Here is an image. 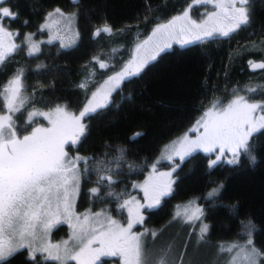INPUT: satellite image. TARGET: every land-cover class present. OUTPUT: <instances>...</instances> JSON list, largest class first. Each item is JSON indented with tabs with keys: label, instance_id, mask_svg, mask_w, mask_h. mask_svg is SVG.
<instances>
[{
	"label": "trees",
	"instance_id": "obj_1",
	"mask_svg": "<svg viewBox=\"0 0 264 264\" xmlns=\"http://www.w3.org/2000/svg\"><path fill=\"white\" fill-rule=\"evenodd\" d=\"M190 1L9 0L6 6L12 7L18 17L6 25L21 36L31 34L35 41L48 36L46 29L40 30L41 25L56 8L74 18L78 33L72 48L44 44L38 54L18 56L0 68V86L18 69L24 72L28 102L16 116L20 134H27L34 126L27 121V109L32 106L51 110L62 105L70 112H79L88 98L80 88L86 66L98 65L93 57L109 63L101 72L104 78L126 61L124 55L129 53L134 35L147 34L155 24L183 11ZM249 9V25L226 37L219 35L171 47L140 74L127 79L105 107L84 117V135L72 151L103 163L90 161L87 171L81 164L78 212L104 211L126 226L128 211L121 205L134 195L142 197L135 184L146 177L164 147L184 135L212 102L223 103L242 95L252 102L264 103V69H253L249 64L264 63L263 52L244 50L251 49L250 45H263L260 49H264V0H251ZM105 24L113 34L94 36L95 30ZM249 143L256 156L254 163L241 153L236 164H229L223 156L209 167L217 156L197 152L183 161L160 165L171 173L167 177L174 180L173 189L156 208L144 209L143 224L133 229L136 233L145 228L158 232L154 241L150 233L145 237L156 257L161 249L171 246L166 261L175 259L176 264H181L183 256V264H226L228 252H219V245L245 244L249 237L241 225L248 221L254 225L251 238L255 247L264 251V129L254 134ZM121 148L125 150L122 156ZM101 175H111L112 183L101 181ZM92 188H98V193L94 195ZM213 188H219V194L210 199L208 193ZM191 201L204 210L201 219L209 226L203 240L199 239L200 220L185 223L173 219L178 208ZM68 234L67 226L62 225L53 236L59 239ZM118 263L117 257H104L98 264ZM3 264L54 263L41 256L33 261L28 250L22 249Z\"/></svg>",
	"mask_w": 264,
	"mask_h": 264
},
{
	"label": "snow or ice",
	"instance_id": "obj_2",
	"mask_svg": "<svg viewBox=\"0 0 264 264\" xmlns=\"http://www.w3.org/2000/svg\"><path fill=\"white\" fill-rule=\"evenodd\" d=\"M76 0H74V3ZM204 3H214V11L210 12L207 19L197 24L192 21L188 12L182 16L173 17L166 24H158L152 35L136 48L135 56L129 64L119 73L109 77L105 82L104 90L93 93L92 98L84 109L75 115L66 110L65 106L57 105L49 112L32 111L28 113V123H33V117L40 115L48 121L49 127H33L27 134H20L16 127L15 113L20 112L26 103L24 96V84L22 69L17 72L2 86H0V100L7 113L0 114V264L7 261L20 249H29L30 259L37 260L36 252L46 253V260L58 262V264H98L101 257L120 258L121 264H176L175 259L166 261L165 257L171 252L161 249L160 255L151 251V246L144 239L150 233L154 241L158 235L156 230L144 229L143 232H133L136 224H143L144 217L139 209L141 207L152 208L160 203V197L171 192L172 181L165 183H153L152 177L144 182L142 187L145 193L146 205H136V211L129 208V220L126 226L111 218L100 217L102 213L76 214L74 211V196L79 190L80 166L88 170L89 162L102 164V161L92 160L90 157L76 155L69 157L65 151V145L70 141L75 145L84 135L86 125L81 121L93 113L97 108L105 107L111 92L119 87L120 82L129 75H138L150 60H155L165 49L171 47V41L187 44L195 40H203L214 34L229 36L242 26H247L252 21V13L249 9L250 0H203ZM9 0H0V68L18 49L14 42L15 36L5 24L16 20L18 13L8 5ZM59 16L65 19V13L60 8L49 12L41 31L51 29L52 17ZM26 23V22H25ZM197 31H193V30ZM101 33L113 34V29L105 24L95 30L94 36ZM191 33L192 36L186 35ZM52 38H55L53 36ZM28 43V55H34L40 51L38 43L32 40V35L25 37ZM51 43V39L48 41ZM63 46V45H62ZM100 68H106L107 64L93 57ZM253 69H264V63L249 61ZM86 87L85 84L80 85ZM255 91V89H249ZM260 112L257 115V112ZM264 129V103H255L246 99L245 96L236 95L226 106L220 102H214L203 115L196 120L190 129L196 133L194 139H190L186 133L171 144L166 145L162 156L169 152L179 156L181 160L191 155L196 149H202L211 153L219 149V155L211 161L209 167L214 166L225 153L232 154L227 162L236 164L239 162L241 153H244L254 163L253 146L249 143L252 134ZM141 133H136V136ZM135 139V136L133 137ZM121 148V156L124 153ZM172 155H167L171 160ZM159 163V161H157ZM155 171V165H153ZM175 171V168H173ZM162 176H171V173H161ZM101 181L107 180L112 183L111 175H101ZM95 195L98 188H92ZM219 194V188H213L208 197L211 199ZM131 203L125 200L121 207ZM189 202L184 208L192 207ZM204 210L195 207L191 215L177 211L173 219L182 218L185 223L201 221L199 239L203 240L209 226L203 223ZM73 220L75 221L73 223ZM61 221L69 224L72 234L68 240L52 244L47 240L51 229ZM247 233L248 239L245 244L237 242L219 245V252L232 253L230 264H237V258L243 253L246 264H264V251L257 249L251 238L254 225L251 221L241 225ZM162 231V230H161ZM40 240L39 245L36 244ZM183 264V256L180 257Z\"/></svg>",
	"mask_w": 264,
	"mask_h": 264
},
{
	"label": "rangeland",
	"instance_id": "obj_3",
	"mask_svg": "<svg viewBox=\"0 0 264 264\" xmlns=\"http://www.w3.org/2000/svg\"><path fill=\"white\" fill-rule=\"evenodd\" d=\"M199 3H204L203 2V0H195L194 2H191L187 7H186V9L183 11V12H181V13H179L178 15H175V16H173V17H176V16H182L183 14H184V12L185 11H187L188 12V16H189V18L192 20V21H195L197 24H200V23H202L204 20H206L207 19V17L205 18V15H203V16H200V17H196V16H194L193 14H192V6L194 5V4H199ZM190 9H191V15H190ZM65 16H67V15H65ZM67 17H70V19H65V18H63V17H59V16H54V17H52V19H51V21H50V23L52 24V27H51V29H48V28H45L46 29V31L49 33V35L48 36H46V37H44V38H42V39H40V40H34V39H32L34 42H36V43H38V45H39V48H40V50H41V47H42V45H44V44H53V43H59L60 44V46L62 47V48H64V49H69V48H72V47H74L76 44H77V41H78V33H77V28H76V23H75V20H74V18L72 17V16H67ZM173 17H171V18H169L168 20H166V21H162V22H160V23H157V24H155L150 30H149V32L147 33V34H141V35H134V38H133V40H132V42H133V45L128 49V51H129V53L127 52V53H125V55H124V58L126 59V61L122 64V66H120V68L119 69H116V70H114V71H112V72H110L109 74H107L104 78L101 76V72H103V71H105V69L106 68H104V69H102V68H100V66H99V64L97 65V64H89V65H87L86 66V70H85V76H84V79H83V81H82V83L81 84H85L86 85V87H84V88H82L84 91H86V94H88V98H87V101H86V103H85V106L88 104V102H89V100L92 98V95H93V93H95V92H97V91H103L104 90V88H105V82L106 81H108V79H109V77H111V76H114V75H116L117 73H119L121 70H123L124 69V67L126 66V65H128L129 64V61H131L135 56H137V53H136V48H137V46L138 45H140V44H142L145 40H147L151 35H152V32H153V30L156 28V26L158 25V24H166V23H168V21H170ZM203 19V20H202ZM200 20V21H199ZM6 27V26H5ZM7 28V27H6ZM9 29V28H8ZM10 31H12L13 33H17V31L16 30H14V29H9ZM193 31H197V30H193ZM115 35H117V33L116 34H114L113 36H115ZM186 35H189V36H192V34L191 33H187ZM216 35H219V34H214L213 36H216ZM53 36H55V38H52ZM212 36V37H213ZM209 38V37H208ZM17 39V36H15V40ZM51 39V43H49L48 41ZM134 39H135V41H134ZM206 39V38H205ZM15 40H14V42H15ZM193 40H195L194 39V37H192V41ZM26 43H27V41H26ZM178 44H182V43H178V42H176V40H172L171 41V47H173V46H175V45H178ZM63 45V46H62ZM27 47H28V43H27ZM170 47V48H171ZM170 48H167V49H165L164 51H166V50H168V49H170ZM248 48H251V49H244V50H246V51H249V52H254V51H262L263 52V58L262 59H264V49H260V48H263V45H260V46H255V45H250ZM163 51V52H164ZM163 52H161V53H163ZM39 53V52H38ZM38 53H35L34 55H36V54H38ZM160 53V54H161ZM159 54V55H160ZM158 55V56H159ZM128 56V57H127ZM158 56H157V58H158ZM156 58V59H157ZM155 59V60H156ZM155 60H150L146 65H145V67H144V69L150 64V63H152L153 61H155ZM255 63H260V62H255ZM107 64H109V63H107ZM98 68H100V70L98 69ZM143 69V70H144ZM257 69H259V68H257ZM142 70V71H143ZM141 71V72H142ZM140 72V73H141ZM139 73V74H140ZM133 76H135V75H129V76H126L121 82H120V85H119V87L118 88H120L122 85H123V83L127 80V79H129V78H131V77H133ZM81 88V87H80ZM118 88H116L114 91H112L111 92V95H110V97L108 98V101H107V104H108V102L110 101V99H111V96L115 93V91L118 89ZM25 96V95H24ZM26 97V96H25ZM231 100H233V99H230V100H228V101H225V102H223V103H220L221 105H223V106H226L229 102H231ZM27 97H26V103H25V105H24V107L26 106V104H27ZM214 102H217V101H214ZM214 102H212L204 111H206L208 108H210L211 106H212V104L214 103ZM219 102V101H218ZM84 106V107H85ZM3 107V106H2ZM24 107H23V109H24ZM84 107L79 111V112H77V113H75V112H71V113H73V114H75V115H79V113L84 109ZM22 109V110H23ZM97 109H99V108H97ZM52 110V109H51ZM51 110H42V109H38V108H35V107H30V108H28L27 109V111H28V113L29 112H32V111H36L37 113H40V112H49V111H51ZM68 111V110H67ZM204 111H203V113H204ZM70 112V111H69ZM7 113V109H6V107H4L3 108V113H0V114H6ZM19 112H17V113H15V117L17 116V114H18ZM203 113H202V115H203ZM260 114V112L258 111L257 112V115H259ZM201 115V116H202ZM28 116V115H27ZM200 116V117H201ZM37 119H40V121L39 120H37ZM84 119V118H83ZM28 121V120H27ZM37 121V122H36ZM39 121V122H38ZM83 124H85V121L84 120H82L81 121ZM33 123H34V126H32V128L33 127H37V126H40V127H49L50 125L48 124V121L46 120V119H44V117L43 116H40V115H37V116H35V117H33ZM195 125V123L188 129V131L186 132L188 135H189V138L190 139H194L195 137H196V133L195 132H191L190 131V129L193 127ZM31 128V129H32ZM262 129H260V130H258V131H256V132H254L253 134H252V136L254 135V134H256L257 132H259V131H261ZM185 133V134H186ZM184 134V135H185ZM183 136V135H182ZM182 136H180V137H182ZM252 136L249 138V141H250V139L252 138ZM179 137V138H180ZM177 140V139H176ZM69 143H71L70 141H69ZM78 143V142H77ZM172 143V142H171ZM171 143H168L167 145H169V144H171ZM76 145L77 144H75V145H73V144H70L69 146H67L66 148H65V151L66 152H68V155H69V157H75L76 155H80L78 152H76V151H72V147H76ZM197 152H202V153H205V154H215V156H217V155H219V149L217 148L216 149V151H213V152H211V153H206V152H204L202 149H196L195 151H193L192 153H191V155L192 154H194V153H197ZM167 155H172V153L171 152H169ZM167 155H165V156H162V153L159 155V157H158V159H157V161H159V163H157V161L153 164V165H155V171H153V165H152V167H151V169H150V171L148 172V174L146 175V177L142 180V181H140V182H138V183H136L135 184V190H137V191H139V192H141L142 193V197H136V195H134V196H132V197H129L128 198V200L129 201H131V203L128 205V206H126V207H123L124 209H126L127 211H128V220H129V208H131L132 210H133V212H135L136 211V205H137V203L139 204V205H146V204H148V200H146L145 199V193H144V191H143V189H142V187H140V186H142V185H144V182L146 181V180H148L149 179V177L151 176L153 179H152V182L153 183H165V182H167L168 180H171L172 181V184H171V191H172V189H173V182H174V180L172 179V178H168L167 176H162L161 175V173H166L165 171H163V169H161V167H160V165L161 164H172V163H174V161H176V160H179V161H183V160H185L187 157H189L190 155H188V156H185V158L183 159V160H181L180 158H179V156H176V155H172V159L171 160H169V159H167ZM81 156V155H80ZM223 156H225L226 157V159H231L232 158V154L230 153V152H228L227 150H225V153L221 156V157H223ZM240 157H241V155H240ZM240 159V158H239ZM80 173H81V167H80ZM81 181H82V174L80 175V184H79V190H78V192L75 194V196H74V211H75V213L76 214H84V213H80V212H78V209H77V202H78V198H79V194H80V186H81ZM171 193V192H170ZM169 195V194H168ZM167 195H164V196H161L160 197V202L162 201V199L164 198V197H166ZM192 202V201H191ZM124 203V202H123ZM189 204V202L188 203H186V204H184L183 206H181L180 208H178V211H180L181 212V214H182V216L184 215V214H187V215H191L192 214V212L195 210V207H200V206H198L197 204H196V202H193V205H192V207H189V208H187V210H185V208H184V206L185 205H188ZM159 205V204H158ZM158 205H156L155 207H152V208H148V207H141L140 209H139V211H140V213H141V215H143L144 214V209H153V208H156ZM97 213H102L103 215L100 217L101 219H104V216H109L108 214H107V212H97ZM178 219H180V220H182V221H184L182 218H178ZM75 221L73 220V223H74ZM196 222V221H195ZM121 224V223H120ZM62 225H66L67 226V228H68V237H65V238H59V239H55L54 238V236H53V234H54V231L58 228V227H60V226H62ZM123 225V224H122ZM125 225H127V224H125ZM136 225H138V224H136ZM135 225V226H136ZM134 226V227H135ZM134 227H133V229H134ZM132 229V231H134ZM71 234H72V228L71 227H69V224L68 223H66V222H63V221H61L60 223H58V224H56L52 229H51V231H50V233H49V235L47 236V240L50 242V243H52V244H56V243H61V242H63L64 240H68L69 238H70V236H71ZM145 240H146V238H144ZM41 243V241L40 240H37V242H36V244L37 245H39ZM25 249H27V248H25ZM20 250H22V249H20ZM19 250V251H20ZM28 250V252H29V249H27ZM237 251H238V249H235L234 251H232V253H227V255H226V264H230V261H231V258H232V256H234V255H236V253H237ZM18 252V251H17ZM16 252V253H17ZM15 254V253H14ZM13 254V255H14ZM12 255V256H13ZM46 253H41V252H39V251H37L36 252V257L37 256H41L42 258H43V260H45V261H51V260H46L45 259V257H46ZM29 257H30V252H29ZM117 258H118V264H121V262H120V258L118 257V256H116ZM10 258V257H9ZM104 257H101V259H103ZM101 261V260H100ZM51 262H53L54 264H58V262H55V261H51ZM98 263H100V262H98ZM71 264H74V262H71ZM237 264H246V262L243 260V253H241V255L237 258Z\"/></svg>",
	"mask_w": 264,
	"mask_h": 264
},
{
	"label": "flooded vegetation",
	"instance_id": "obj_4",
	"mask_svg": "<svg viewBox=\"0 0 264 264\" xmlns=\"http://www.w3.org/2000/svg\"><path fill=\"white\" fill-rule=\"evenodd\" d=\"M195 0H192V1H190V2H194ZM250 2H251V0H250ZM249 5H250V3H249ZM186 8H184V10H185ZM192 14L194 15V16H196V17H200V16H203V15H205V18L208 16V14L210 13V12H212V11H214L215 9H214V3H199V4H194L193 6H192ZM191 9H190V15H191ZM183 10V11H184ZM183 11H181V12H183ZM180 12V13H181ZM179 14V13H178ZM178 14H176V15H178ZM175 16V15H174ZM173 17V16H172ZM203 20V19H202ZM200 21V20H199ZM5 26L7 27V28H9V25L7 24H5ZM9 29H11V28H9ZM239 30V29H238ZM237 30V31H238ZM17 31V30H16ZM236 32V31H235ZM17 33H19L18 31H17ZM233 33V32H232ZM231 34V33H230ZM216 36H219V35H216ZM216 36H213V37H209V38H206V39H211V38H214V37H216ZM25 35L23 34L22 36L20 35V33H19V35H17V39L15 40V43L19 46L18 47V49H17V51L7 60V61H5V63H7V62H10L12 59H15V58H17L18 56H21V55H23L24 56V58L25 57H29L30 55H28V47H27V43H26V40H25ZM205 39V38H204ZM197 41H200V40H193L191 43H187V44H181L182 46H185V45H191V44H193V43H196ZM178 45H180V44H178ZM180 45V46H181ZM21 52V53H20ZM15 74V73H14ZM14 74H12V76L14 75ZM11 76V77H12ZM22 80H24L23 78H22ZM71 143H67L66 145H65V148L67 147V146H69Z\"/></svg>",
	"mask_w": 264,
	"mask_h": 264
}]
</instances>
